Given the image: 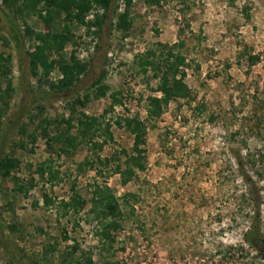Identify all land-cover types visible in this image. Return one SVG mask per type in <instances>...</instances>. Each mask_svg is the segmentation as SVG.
Wrapping results in <instances>:
<instances>
[{
	"label": "rangeland",
	"instance_id": "1",
	"mask_svg": "<svg viewBox=\"0 0 264 264\" xmlns=\"http://www.w3.org/2000/svg\"><path fill=\"white\" fill-rule=\"evenodd\" d=\"M151 1L132 0L126 32L103 26L97 37L70 23V41L48 60L68 61L74 50L90 64L63 90L51 87L62 78L58 63L48 75L39 67L33 74L28 55L38 44L34 33L60 31L63 13L48 26L38 15L0 2V52L8 60L6 76H0V153L19 160L9 176L0 175V264H82L83 258L69 260L80 250L92 264H264L245 240L253 196L264 236V0ZM116 2L122 11L123 1ZM92 17L90 11L85 20ZM180 41L173 51L188 64L182 69L190 95L148 116L149 97L161 94L154 71L143 72L138 56L154 50L150 58L161 61L158 43ZM102 71L101 83L109 90L98 95L91 84ZM85 93L89 97L81 104ZM111 93L119 103L112 105ZM81 113L98 117L99 135L92 141L99 145L83 142L60 152L47 136L65 127L61 119L76 124ZM126 117L144 123V168H135L122 184L114 169L124 168V153L131 154ZM85 158L94 164L79 170ZM42 162L53 179L48 168L42 177L36 173ZM14 178L24 186L21 192ZM95 182L107 184L120 204L111 242L89 212ZM73 187L85 203L79 212L66 213L60 201ZM44 193L52 199L49 205ZM258 246L264 249V242Z\"/></svg>",
	"mask_w": 264,
	"mask_h": 264
},
{
	"label": "trees",
	"instance_id": "2",
	"mask_svg": "<svg viewBox=\"0 0 264 264\" xmlns=\"http://www.w3.org/2000/svg\"><path fill=\"white\" fill-rule=\"evenodd\" d=\"M117 0H0L2 6L5 9L15 8L19 12H29L38 15L44 23L48 26L52 24L54 16H60L63 13L62 29L54 32H35L34 37L38 44H36L33 51L28 52L29 64L32 69V73L36 74L38 67L42 70L44 75H48L50 69L54 63H58V68L62 74L56 83L51 82V87L58 90L68 89L69 83L77 82L79 77L83 75L89 67V60L80 61L74 56V50H71L68 61H65L62 56H59L58 60H48L49 53H60L65 45L71 39L70 23L77 25H84L86 27L87 34H94L97 37L101 36L104 29L115 28L122 32H126L131 26V20L128 18V10L132 5V0H122L123 10H118ZM157 1V0H152ZM151 1V2H152ZM148 2V0H147ZM93 11V17L85 20L87 13ZM101 11V12H100ZM93 28V29H92ZM11 36L17 42V30L15 26L11 25ZM92 29V31H91ZM29 32V30H27ZM162 47L160 53L163 55L161 61H154L150 57L155 56L154 50H147L144 55L138 56L140 59L139 65L143 72L147 67H151L154 71L155 77L158 78V84L156 91L160 96H150L149 104L147 108L148 116L156 117L162 112L163 106L168 104L170 100L175 98L188 97L190 95V89L184 82L185 68L188 64L185 62V57L179 53L173 51V49L182 42H174L171 45L164 46L158 43ZM98 48V44L94 45V49ZM164 48L166 52L164 53ZM7 58L0 52V76H6L7 73ZM161 74L157 76V71H161ZM105 76V71H102L99 76L92 82L91 86L95 87V91L98 95H105L109 88L106 84L101 83V78ZM89 97L88 93H85L82 99H78L81 104H84V100ZM112 105L119 103V98L111 93ZM98 117L88 116L81 113L76 119V124L72 122V119H61V122L65 123V127L61 130H57L54 134L48 135L47 139L59 145V151L62 153H70L71 150L76 149L78 145L83 142H89L94 147L99 145L97 142L92 141L94 136L99 135V121ZM125 128L133 135V145L131 154H125L124 168H121L119 164L114 169L115 173L120 174L122 184H125L130 178L134 169H143L142 162L143 150L141 146L145 141V126L142 120L137 117L124 118ZM76 128V134H72L70 131L72 128ZM105 130V129H104ZM107 137L111 138L112 135L108 132L106 127ZM106 138H104V142ZM48 147L51 148V144L48 142ZM106 159V158H105ZM107 161V159H106ZM93 161L85 158L83 161L77 164V168L80 170L82 167H92ZM19 166V160L13 156L5 153H0V175L9 176L10 171ZM46 168L50 167L45 162L38 164L35 168L36 173L39 176H43ZM50 180L53 179L51 169L49 170ZM33 180L30 181L29 186H32ZM14 183L18 191L24 190V186L18 183V179L14 178ZM251 189V188H250ZM73 194L65 200L60 201V205L67 213L68 211L77 213L83 208L84 198L73 187ZM254 191L251 189V193ZM90 208L89 212L93 214V219L97 220L100 229V235L109 241H113L110 235L112 229L119 227V219L122 217V212L118 198L113 193L112 189L107 184H100L95 182L93 188L90 190ZM131 195V194H130ZM43 203L49 205L52 199L43 194ZM254 210L253 220L246 232L245 240L254 249H256L260 257L264 260V249L258 245L264 242V236L260 232V212L259 201L257 197L253 196ZM1 241V237H0ZM70 249L72 251L77 250V244H71ZM3 255H7V251H3ZM80 258H83L82 264H92L91 256H87L84 251L80 250L79 254L75 258H70V262H77ZM8 262H13L12 258L7 259ZM34 264H44L41 261H37Z\"/></svg>",
	"mask_w": 264,
	"mask_h": 264
}]
</instances>
